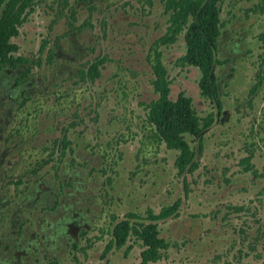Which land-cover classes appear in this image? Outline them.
Instances as JSON below:
<instances>
[{
  "label": "rangeland",
  "instance_id": "rangeland-1",
  "mask_svg": "<svg viewBox=\"0 0 264 264\" xmlns=\"http://www.w3.org/2000/svg\"><path fill=\"white\" fill-rule=\"evenodd\" d=\"M162 1L32 0L10 40L14 55L29 62L6 66L0 79V203L22 200L37 185L70 184L63 207L83 211L85 252L62 248L66 217L43 215L48 200L28 197L20 210V227L45 231L47 222L61 223L51 245L58 264H102L112 215L157 212L183 198L177 153L158 142L142 105L156 98L146 55L168 25ZM220 18L215 57L229 59L214 69L220 111L199 95V71L174 63L185 52L183 34L160 48L170 97L184 92L200 116L213 112L216 119L202 134L199 167L185 175L189 193L179 216L159 224L171 246L156 264H264V0H223ZM71 20L85 25L68 31ZM96 58H103L100 76L80 80L79 69ZM25 68L26 78L9 94L7 85ZM62 128L70 141L64 150ZM13 207L3 212L0 234L12 227ZM128 244L127 256L123 248L113 251L108 264H136L141 243L131 237Z\"/></svg>",
  "mask_w": 264,
  "mask_h": 264
},
{
  "label": "trees",
  "instance_id": "trees-1",
  "mask_svg": "<svg viewBox=\"0 0 264 264\" xmlns=\"http://www.w3.org/2000/svg\"><path fill=\"white\" fill-rule=\"evenodd\" d=\"M32 0H10L7 5L5 0H0V69L4 66L12 68L18 65H26L29 60L21 56H16V46L10 40L18 35V27L24 21L23 15L26 9L31 6ZM223 0H163V13L167 15V27L165 33L155 39L146 55L150 63L154 79L152 86L157 98L151 101L147 122L152 125V132L160 143L166 147L176 149L179 154L176 158V166L179 173H182L189 165V172H192L197 163L193 161L195 151L190 147L185 139V135L200 136L201 132L212 123L211 114L204 118L197 116L192 107V100L179 93L175 100L169 97L170 81L168 70L163 63V53L161 46H168L176 42L177 37L183 34L186 52L176 61L177 65H192L200 70L199 88L202 96L211 97L216 92L215 78L212 73L217 60L214 56L216 42L220 36L222 22L220 19L221 3ZM75 19L74 13L71 14ZM54 23V21L52 22ZM71 29H82L85 24L79 26L68 23ZM52 26H49V29ZM42 50V48H41ZM53 51L49 54V61L53 60ZM39 63V58L37 60ZM103 63V58H96L79 69L78 75L82 81H94L99 76V68ZM28 68L21 72L26 76ZM62 148L68 144L66 138L62 136L58 142ZM201 150V141L199 142ZM201 152V151H200ZM251 155L246 160L249 161ZM248 169V167H247ZM177 203L163 208L159 215L151 216L150 219H159L170 216L177 208ZM128 223H120L114 227V236L119 243H124L129 233ZM139 239L143 241L145 249L141 252L139 264H148L161 258V251L167 249L168 244L158 237L155 224L141 225V228L133 227Z\"/></svg>",
  "mask_w": 264,
  "mask_h": 264
},
{
  "label": "flooded vegetation",
  "instance_id": "flooded-vegetation-1",
  "mask_svg": "<svg viewBox=\"0 0 264 264\" xmlns=\"http://www.w3.org/2000/svg\"><path fill=\"white\" fill-rule=\"evenodd\" d=\"M9 1L10 0H5V4L3 5V7L5 5H7L9 3ZM220 13H221V11H220ZM71 22H72V20H71ZM72 30H74V29L70 30V25L68 24V31H72ZM220 33H221V29H220ZM217 41H218V39H217ZM216 46H217V42H216ZM215 49H216V47H215ZM185 52H186V46H185ZM185 52L182 55H184ZM182 55H180L176 58V60L174 62L175 65L180 67V68H183L186 66L187 67H193L199 71V78L197 81L199 95L202 98L216 102V108L218 111H220L221 110V104H220V100L218 98L219 97V85H218V78L216 77V75L214 73V69H215L216 65H225L226 63L229 62V59L218 60L215 57V59L217 60V63L214 65L212 73H213L214 78H215L216 92H213L211 97H205V96H202L201 90L199 88V79L201 77L200 70L197 67L192 66V65L180 66V65L176 64V61ZM214 56H215V52H214ZM146 60H147V58H146ZM149 65H150V63H149ZM150 67H151V65H150ZM6 68L7 67L4 66L0 69V79L1 80H2L3 76L5 75ZM151 71L153 74V78H152V80H153L155 76H154L152 67H151ZM26 76H22V74H21L19 77H17L14 80V82H12L11 84H8L6 87V89L8 90V93L10 94V92L13 89H15L19 85V82H21L22 79L26 78ZM99 76H100V73H99ZM168 77H169V75H168ZM259 80L260 81H258V84L261 83L260 78H259ZM169 81H170L169 88H170V93H171V87H170L171 86V78L170 77H169ZM153 91H154V89H153ZM170 93H169V97H170ZM179 93H184V92H179ZM179 93L176 95V97L174 99H172L171 97L170 98L172 100H175L178 97ZM184 95L188 96L185 93H184ZM156 98H157V95H156ZM155 99H153V100H155ZM153 100H151V101H153ZM191 100H192V98H191ZM151 101L148 103H142L144 109L146 110L145 117L147 116L148 107H149ZM192 107L195 110L193 100H192ZM195 112L197 113L196 110H195ZM209 114H211V116H212V123L210 126L206 127L201 132L200 136H191L188 134L185 135V137L190 136L196 140L195 146H192L186 140L188 142V144L190 145V147L195 151V156L193 158V161H195L197 163V166L192 172L188 171V168L190 167V165H189L182 173H179V169L176 166V162H175L176 158L179 154V151L176 149L168 148L164 144L166 149L171 150V151H176V153H177L175 156L173 165L177 171V175L181 176L183 178V198L179 197V198L175 199L172 203L162 206L157 212H154L152 209L148 208V209H146L144 215H140L136 212H126L120 218L115 216V215H112L111 216L112 227L109 229V232H110L109 236L110 237H109L108 241L104 244L102 251H101V254L99 256L101 261H102V264H108V256L110 254H112L113 251L121 250L122 248H123V255L127 256V254L129 253V251L132 248L131 244H128V241L131 237H133L135 239V241H140V243H141L140 244L141 245V251L139 252V261L136 263V264H139L141 261V252L145 249V246L143 244V241L141 239H139L135 233H133V227L136 226L138 228H141V225H147V224H155L156 229L158 231V237L162 238L168 244L167 249L161 251V255H162L161 258L156 260L155 262H149L148 264H156L158 261H160L163 258L164 252H166L170 248L171 244L167 240H165V238L160 236L159 224L163 223L169 219H175L179 216L182 201L184 198H186L188 196V193H189L188 184H187V180H186L185 175L194 173V171L197 170V168L199 167V155L201 153L200 151H202V148H203L202 134L204 131H206L207 129H209L213 125V123L215 122V119H216V113H213V112H209L204 116H200L197 113V116H199L200 118H204ZM146 121H147V119H146ZM150 126L152 127V125H150ZM62 129H63L62 136H64L66 138V141H68V144L65 148H62L59 145V143H58V145L60 146V148L62 150H64V149H68V146L70 145V141L67 138L66 128H62ZM200 141H201V150L199 147ZM66 185H70V184L66 183V182H61V183H59L57 188L51 187L50 184H46L44 186V189H41L40 188L41 186L37 185V186H35V188L32 190L31 193L28 192L27 194H25L24 199H28V197H33L32 201H34V202H36L39 198H43V200H45V199L48 200L49 203L47 205L43 206L44 208L41 207V209L44 211L43 215H45V216L50 215V213H48V211L55 210V213L53 214V216H51L52 219L55 216H56L55 219H58V218L60 219L61 215H63V214L66 217L65 221L62 222L63 228H62L61 233H60L62 235L63 239H65L64 242L62 243L63 244L62 248L68 247L69 249L80 250L82 252H85L84 247L80 248L79 241L81 240V238L85 237L86 233L89 230V227L87 225H84L83 215H82L83 211L80 208L75 207V204H72L71 209L63 207L64 202L62 200L68 194L67 191H65V189L63 190L64 186H66ZM24 199L22 198V200H24ZM22 200L20 199L19 201L14 202V200L12 199V200H8V201L0 203V224L3 222V219H4L3 212L8 209L10 203L14 204V207L12 209L9 208L10 212L8 214V219H10L12 227H11V229L7 228L6 231H4L3 233L0 234V264H58L56 254L54 252H52V246L51 245L55 243L54 242V236H55L56 232H53V229L55 228L56 225L61 224V223L51 221V223L49 224L47 222V229L45 231L42 229H40L39 231L37 229L36 230L35 229H28V227H30V226L23 227V225H22V227H20V224L22 221V217L20 216V213H21L20 210L22 208V206H21ZM175 203L178 204L177 208L170 216L159 218V219H154V220L150 219L151 216L159 215L163 208H165L167 206H172ZM57 214H58V216H57ZM15 220H17V224L19 225L18 228L16 226H15L16 228H13L12 223ZM120 223H128L129 228H130L128 236L125 239L124 243H119L117 238L114 236V227ZM28 225H30L29 222H28ZM50 231H51V237L49 235H47V232H50ZM60 234L58 233V235H60ZM86 241H87V239H86ZM50 246H51V254H49Z\"/></svg>",
  "mask_w": 264,
  "mask_h": 264
},
{
  "label": "water",
  "instance_id": "water-1",
  "mask_svg": "<svg viewBox=\"0 0 264 264\" xmlns=\"http://www.w3.org/2000/svg\"><path fill=\"white\" fill-rule=\"evenodd\" d=\"M1 14H2V12H1ZM1 14H0V15H1Z\"/></svg>",
  "mask_w": 264,
  "mask_h": 264
}]
</instances>
